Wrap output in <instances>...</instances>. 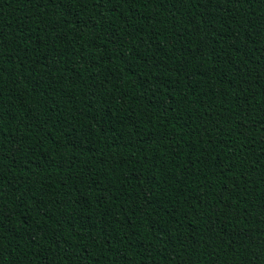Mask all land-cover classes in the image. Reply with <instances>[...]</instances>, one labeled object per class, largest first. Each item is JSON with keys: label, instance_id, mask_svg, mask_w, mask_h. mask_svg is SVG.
<instances>
[{"label": "trees", "instance_id": "16d2710c", "mask_svg": "<svg viewBox=\"0 0 264 264\" xmlns=\"http://www.w3.org/2000/svg\"><path fill=\"white\" fill-rule=\"evenodd\" d=\"M0 264H264V0H0Z\"/></svg>", "mask_w": 264, "mask_h": 264}]
</instances>
